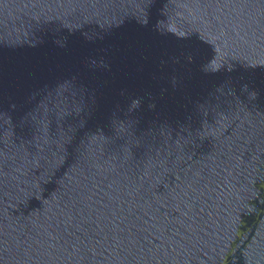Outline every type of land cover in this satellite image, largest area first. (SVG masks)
<instances>
[{"label":"water","instance_id":"1","mask_svg":"<svg viewBox=\"0 0 264 264\" xmlns=\"http://www.w3.org/2000/svg\"><path fill=\"white\" fill-rule=\"evenodd\" d=\"M0 264H264V0H0Z\"/></svg>","mask_w":264,"mask_h":264}]
</instances>
